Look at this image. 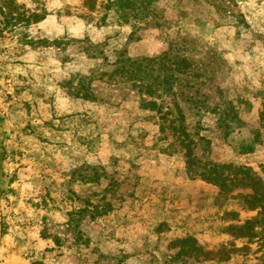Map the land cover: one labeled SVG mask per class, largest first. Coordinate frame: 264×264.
<instances>
[{
  "label": "rangeland",
  "instance_id": "374dc122",
  "mask_svg": "<svg viewBox=\"0 0 264 264\" xmlns=\"http://www.w3.org/2000/svg\"><path fill=\"white\" fill-rule=\"evenodd\" d=\"M115 1L0 0V264H264V0Z\"/></svg>",
  "mask_w": 264,
  "mask_h": 264
},
{
  "label": "trees",
  "instance_id": "16d2710c",
  "mask_svg": "<svg viewBox=\"0 0 264 264\" xmlns=\"http://www.w3.org/2000/svg\"><path fill=\"white\" fill-rule=\"evenodd\" d=\"M112 3L116 4L117 8H120L121 9L123 6H125V5L128 4V0H120L118 2L115 1V2H112ZM147 3L150 4L149 1ZM146 105L157 106V103H156V101H152V102L147 103ZM181 134L180 135L183 136V139L182 140H185V139L188 138V133H186L184 130L182 131ZM189 144H190V141H189ZM253 149L254 148L252 146H248V147L242 146L241 151L244 152V153H247V152L253 151ZM188 155H190V154L188 153Z\"/></svg>",
  "mask_w": 264,
  "mask_h": 264
}]
</instances>
